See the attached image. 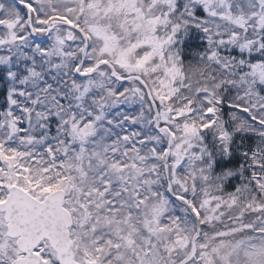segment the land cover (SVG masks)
I'll list each match as a JSON object with an SVG mask.
<instances>
[{"label": "snow or ice", "instance_id": "obj_1", "mask_svg": "<svg viewBox=\"0 0 264 264\" xmlns=\"http://www.w3.org/2000/svg\"><path fill=\"white\" fill-rule=\"evenodd\" d=\"M0 264H264V0H0Z\"/></svg>", "mask_w": 264, "mask_h": 264}]
</instances>
